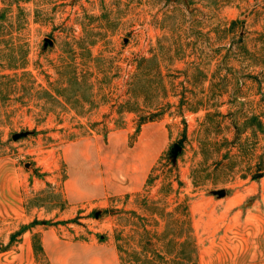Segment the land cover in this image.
Segmentation results:
<instances>
[{
  "label": "rangeland",
  "instance_id": "rangeland-1",
  "mask_svg": "<svg viewBox=\"0 0 264 264\" xmlns=\"http://www.w3.org/2000/svg\"><path fill=\"white\" fill-rule=\"evenodd\" d=\"M0 264H264V0H0Z\"/></svg>",
  "mask_w": 264,
  "mask_h": 264
},
{
  "label": "crops",
  "instance_id": "crops-1",
  "mask_svg": "<svg viewBox=\"0 0 264 264\" xmlns=\"http://www.w3.org/2000/svg\"><path fill=\"white\" fill-rule=\"evenodd\" d=\"M154 165V164H153ZM152 165V166H153ZM149 172H151V169H150V171ZM145 180V181H144ZM143 181H141V182H139L138 184L136 183V184H134V183H132L131 185H130V187H128V188H125L124 190H122V188H118V189H116L115 188V192H113L111 195H120V194H124V193H128V192H134V191H137V190H139V188L141 187V186H143L144 184H145V182L147 181V179H144ZM133 187V188H132Z\"/></svg>",
  "mask_w": 264,
  "mask_h": 264
},
{
  "label": "water",
  "instance_id": "water-1",
  "mask_svg": "<svg viewBox=\"0 0 264 264\" xmlns=\"http://www.w3.org/2000/svg\"><path fill=\"white\" fill-rule=\"evenodd\" d=\"M19 137H20V135H15V136H14V139L16 140V139H18ZM176 149H180V147H179L178 145L175 146V150H174V153H173L174 156L177 155ZM27 167H29V164H27ZM224 194H225V191H220V192H219V195H220V196H223Z\"/></svg>",
  "mask_w": 264,
  "mask_h": 264
},
{
  "label": "trees",
  "instance_id": "trees-1",
  "mask_svg": "<svg viewBox=\"0 0 264 264\" xmlns=\"http://www.w3.org/2000/svg\"><path fill=\"white\" fill-rule=\"evenodd\" d=\"M146 122V121H145ZM144 123V122H143Z\"/></svg>",
  "mask_w": 264,
  "mask_h": 264
}]
</instances>
